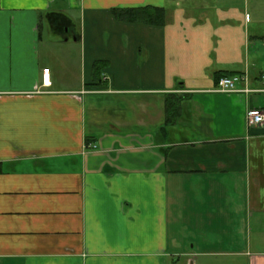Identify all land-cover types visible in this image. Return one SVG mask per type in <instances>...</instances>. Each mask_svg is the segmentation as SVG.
Segmentation results:
<instances>
[{"label": "crops", "instance_id": "crops-1", "mask_svg": "<svg viewBox=\"0 0 264 264\" xmlns=\"http://www.w3.org/2000/svg\"><path fill=\"white\" fill-rule=\"evenodd\" d=\"M140 7L163 25L110 12ZM240 74L264 0H0V264H264V92L213 91Z\"/></svg>", "mask_w": 264, "mask_h": 264}, {"label": "built area", "instance_id": "built-area-1", "mask_svg": "<svg viewBox=\"0 0 264 264\" xmlns=\"http://www.w3.org/2000/svg\"><path fill=\"white\" fill-rule=\"evenodd\" d=\"M247 76L246 75H234V76H223L218 79L214 92L229 94L236 92H264V87L262 89L249 90L247 88ZM261 81L264 85V75L261 76ZM242 84L243 89H237V84ZM49 85V74L48 69L42 71V86ZM264 124V111L258 109H251L246 113V125L251 127H257Z\"/></svg>", "mask_w": 264, "mask_h": 264}, {"label": "trees", "instance_id": "trees-1", "mask_svg": "<svg viewBox=\"0 0 264 264\" xmlns=\"http://www.w3.org/2000/svg\"><path fill=\"white\" fill-rule=\"evenodd\" d=\"M111 14L119 21L126 23H142L151 26H162L164 23V10L156 7H140L128 9H112ZM102 63L95 62L93 68L98 70Z\"/></svg>", "mask_w": 264, "mask_h": 264}, {"label": "rangeland", "instance_id": "rangeland-1", "mask_svg": "<svg viewBox=\"0 0 264 264\" xmlns=\"http://www.w3.org/2000/svg\"><path fill=\"white\" fill-rule=\"evenodd\" d=\"M47 33V24H46V22L44 21L43 22V34H46ZM71 41V40H70ZM69 43H71V42H69Z\"/></svg>", "mask_w": 264, "mask_h": 264}]
</instances>
